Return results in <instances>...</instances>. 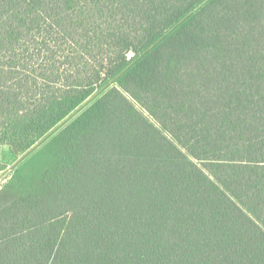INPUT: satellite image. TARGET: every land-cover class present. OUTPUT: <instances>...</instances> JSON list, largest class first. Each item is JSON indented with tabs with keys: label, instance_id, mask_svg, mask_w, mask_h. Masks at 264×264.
I'll return each mask as SVG.
<instances>
[{
	"label": "trees",
	"instance_id": "1",
	"mask_svg": "<svg viewBox=\"0 0 264 264\" xmlns=\"http://www.w3.org/2000/svg\"><path fill=\"white\" fill-rule=\"evenodd\" d=\"M203 1L0 0V146L107 85L0 184V264H264V0Z\"/></svg>",
	"mask_w": 264,
	"mask_h": 264
},
{
	"label": "water",
	"instance_id": "2",
	"mask_svg": "<svg viewBox=\"0 0 264 264\" xmlns=\"http://www.w3.org/2000/svg\"><path fill=\"white\" fill-rule=\"evenodd\" d=\"M208 0L203 1L197 8L201 7L204 3H206ZM155 44L151 45L150 48H152ZM149 48V49H150ZM113 81V80H112ZM110 81V82H112ZM107 87V85H105L104 87H102V89L99 91H103L105 88ZM98 92V93H99ZM98 93H96L95 95H93L90 99H88L85 103H83V105H81V107H79L75 112H73L71 115H69L64 121H62L57 127H55L51 132H49L46 136H44L40 141H38L33 147H31L28 151H26L24 154H22L18 160L16 161V163L13 165V167H16L23 159H25L30 153H32L33 151H35L42 143H44L54 132H56L59 128H61L72 116H74L78 110H80L83 106H85L91 99H93ZM9 170L6 169L5 172ZM1 177V175H0Z\"/></svg>",
	"mask_w": 264,
	"mask_h": 264
},
{
	"label": "rangeland",
	"instance_id": "3",
	"mask_svg": "<svg viewBox=\"0 0 264 264\" xmlns=\"http://www.w3.org/2000/svg\"><path fill=\"white\" fill-rule=\"evenodd\" d=\"M146 114V113H145ZM148 116V115H147ZM152 119L151 117H149ZM0 160L5 163L6 169H9L5 172L6 169L0 171V184L6 181V178L10 175L12 170L15 168L13 165L18 160V157L14 156L10 150V148L6 145L0 146Z\"/></svg>",
	"mask_w": 264,
	"mask_h": 264
}]
</instances>
